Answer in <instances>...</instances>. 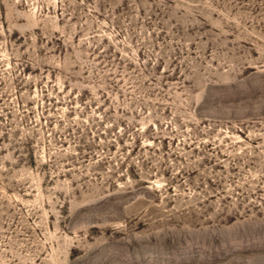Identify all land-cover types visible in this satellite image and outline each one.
<instances>
[{
    "label": "rangeland",
    "instance_id": "rangeland-1",
    "mask_svg": "<svg viewBox=\"0 0 264 264\" xmlns=\"http://www.w3.org/2000/svg\"><path fill=\"white\" fill-rule=\"evenodd\" d=\"M0 264H264V0H0Z\"/></svg>",
    "mask_w": 264,
    "mask_h": 264
}]
</instances>
